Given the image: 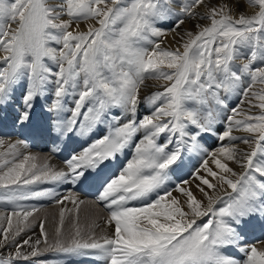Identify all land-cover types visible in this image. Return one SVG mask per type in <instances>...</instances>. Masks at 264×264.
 <instances>
[{"label": "snow or ice", "instance_id": "1", "mask_svg": "<svg viewBox=\"0 0 264 264\" xmlns=\"http://www.w3.org/2000/svg\"><path fill=\"white\" fill-rule=\"evenodd\" d=\"M244 4L252 14L241 12L236 18L232 8H239L240 0H0V106H7L16 87L26 82L23 108L14 123L28 125L37 98L50 93L53 99L45 110L56 113L52 131L59 136L108 126L106 134L66 159L67 171L47 163L38 168V157L31 154L17 161V144L0 153V202L16 206L0 216L7 221L0 228V249H14L0 254V264L41 254L40 239L17 240L37 211L19 202L55 198L57 193L28 186L66 181L95 189L94 203L107 210L104 224L111 232L99 238L88 232L85 237L74 225L65 244L60 239L62 208L53 244H48L43 221L39 224L45 250L92 252L104 264H264V248L244 242L245 228L258 224L264 229V0ZM186 19L196 23L184 33L187 40L181 36L183 51L162 48V38ZM168 20L171 28L158 26ZM202 20L208 24L202 26ZM81 23L86 30H78ZM147 79L166 83L162 91L142 99ZM69 95L74 106L65 108ZM231 96L240 99L230 108ZM244 103L259 114L242 111ZM142 104L151 108L140 115ZM64 111L71 115L61 118ZM223 113L227 127L217 133L214 125ZM234 131L249 135L238 138ZM213 134L219 141L239 139L248 148L239 159L231 144L208 153L219 171L205 159L206 175L199 170L191 174L207 205L183 186L187 179L173 189L184 197L182 202L165 186L187 155L206 151L201 141ZM17 143L27 147L24 141ZM125 149L130 155L120 162ZM221 157L243 171L235 172ZM225 185L237 195L215 209L204 186L215 190ZM66 199L76 205L78 217L84 201ZM209 214L213 218L197 223ZM91 227L101 225L93 221ZM25 246L31 251L23 252ZM228 248L243 257L228 255Z\"/></svg>", "mask_w": 264, "mask_h": 264}, {"label": "bare ground", "instance_id": "2", "mask_svg": "<svg viewBox=\"0 0 264 264\" xmlns=\"http://www.w3.org/2000/svg\"><path fill=\"white\" fill-rule=\"evenodd\" d=\"M229 4H233V0H230ZM241 9L243 10V13L246 15H251L253 12V10L251 8H247L246 5L244 3H242L241 1H240V7L239 8H236L233 5L232 12H237L234 14L239 15L241 13ZM177 11H178V9H177ZM197 11L202 12V11H204V9L199 8V9H197ZM194 23H196V21L190 20L188 25L185 23L184 25H181L179 28H177L175 31H168L167 35L171 36L172 38H176V39H181V36H183V38H184V34L180 30L187 29V27H190V25L192 26ZM203 23H204L203 20L200 21L201 25ZM164 25H166V26L169 25L171 28L172 27V21L171 20L164 21V22L160 23L159 26H164ZM166 26H164V27H166ZM167 28H169V27H167ZM169 32H171V33H169ZM179 35H180V38L178 37ZM165 39H167V38H165ZM174 45H177V44H174ZM0 55H2V54H0ZM24 86L25 85L20 84V86L16 87V89L13 93V98L7 106H0V139L4 140V146L7 145L8 143H10L11 141L13 142L14 141L13 138L3 136L4 130L7 127H12L16 130V132L11 133V137L16 136L17 141H24L27 144V147L25 148L23 146V144L15 143V144H17V148L15 150L17 161L19 159H22L23 155L31 154V155H35L38 157V159L36 161H34L37 164L38 168L41 167L44 163H47L55 170L67 171V165L64 162L57 160L55 158L56 157L55 154L59 153L58 155H60L64 151H65L64 153L66 154V156L80 154L82 152V150L88 148L91 145V143L96 139V137H98L99 135H102V134H106L107 125H105V124L98 125L96 127V129H94V131L88 135H87L86 130H85L82 134L78 133V132H72V133H68L66 136H63V137L59 136L56 132L52 131L56 113L48 112L45 110L46 103H50L51 100L53 99V97L49 93L43 99L37 98V100L35 101V106L32 109V119H31L30 123L28 125L21 127L20 125L15 124L14 121H15L16 116L19 114V111L23 108V105L21 103V98H22V94L24 92ZM51 87H52V85H49V88H51ZM153 88L154 87L152 85V82H150L149 80H146L144 85L141 88V92H140L141 98L142 99L145 98L144 95L147 94L149 91L153 90ZM228 100H230V101H228L229 107L230 108L233 107L235 105L234 97L233 98L229 97ZM69 106L70 105L68 102L67 108H69ZM148 110H149V106L147 104H142L140 106V109H139V114L140 113L144 114ZM70 115H71V113L68 111H64V112L60 113L61 118L68 117ZM35 125H36V130H30V127H34ZM241 132L242 131H234L232 134L234 136L240 138L241 136L239 137V134L241 135ZM92 134H95V136H93ZM247 136L248 135H246L245 137H247ZM238 141H239V139H237L236 141H229L226 139V140H224V144H223L225 146H229L230 144L235 145L236 151L238 154L237 159L240 158L239 153L248 148V145H245V144L240 143ZM211 143L215 146V144L217 142L213 139V140H211ZM33 145L35 146V148L32 149L31 146H33ZM7 146H9V145H7ZM7 146H5V147H7ZM219 148L220 147H212L213 150H218ZM41 151H44V153H42ZM130 151H131L130 149H125L124 156L118 157V160L120 162H123L124 159L130 155ZM193 154H198V153H192V154L187 155L185 157V163H184L183 168L179 172L174 173L171 177L170 182L165 186L168 190L172 191L173 197L180 199L182 202L184 200V197L179 192L174 191L173 190L174 187H170V186H171V184L175 183L176 181H178L180 183L181 180L187 179L188 176L191 177V174H194L197 170H199L201 172V165L199 164V159H195ZM7 158L11 159L10 156ZM205 159L208 160V167L209 168H211L213 171H219L216 168V166H215L210 155L205 157ZM221 160H222V162L227 163V161H224L222 157H221ZM29 163H33V161H29ZM229 165H232L231 168H233L235 172L240 173L239 171L242 168H240L238 164H236L235 162H231V163H229ZM27 166L28 165H26V167ZM201 175H206V172L204 171ZM234 178L235 177H233V179ZM209 179H211V178L209 177ZM197 183H198V181H196L194 179H192V181L190 182V184H194V185H196ZM213 183H216V181H213ZM57 184L58 183H40V182H38L35 185L28 186V187L34 188L36 190H51V191L57 193V196L55 198L43 197V198L32 199V200H27V201H20L19 202L20 205H22L26 208H33L34 206L37 207L42 202L54 203V202H56V199H63L64 200L63 204H58L57 208L58 209H62V208L65 209L66 213H70V212L73 213L76 205L72 204L71 200L66 199V197L74 196L77 198L78 201L83 200L86 196L84 195L85 194L84 192L81 193L79 191V187H84V186L79 184V183L74 185L68 181L62 182V184L60 186H58L59 184L58 185ZM183 186L187 187L186 185H183ZM62 187H64V188L62 189ZM86 187H90V186H86ZM190 187L192 188V190H193L192 192H194L195 196H197L199 199H205L204 205L206 206L207 200L203 196V194L197 190L196 186L191 185ZM219 188H217L216 190H213V191L211 189H208L210 192L212 191V193H209V194L212 195L213 198H216L220 192ZM223 188L225 189V187H223ZM67 189H70L71 193H68ZM208 190L206 189V191H208ZM160 191L163 192L164 189H161ZM222 193H224L223 189H222ZM154 196H155V194H153V197ZM32 201H36L37 203L33 204ZM93 201H95V198L93 199ZM90 203L91 202H87L85 204H80V206L83 208H86V206ZM100 208L103 210V208L101 206H100ZM7 209H8L7 207H2V208H0V211H7L8 212ZM43 209H47V211H49V209H50V211H51V208H48V207L43 208ZM13 210L14 209H12V211ZM99 210H100L99 208L94 207V212L96 213V215L100 216L102 213L106 215L105 212H102ZM36 214L37 213H35L34 216H36ZM0 216L5 217V214L0 212ZM209 218H211V214H209V216H204V217L198 218L197 223L199 224L202 222V220L209 219ZM4 220L5 219L0 220L1 225L3 224ZM47 225H48V228L47 227H44V228L45 229L47 228V231H45V232L47 233V238L49 239L48 242L50 244L51 243L53 244L55 242V240L57 239L56 232H55L57 225L54 228L50 224V222ZM254 226H255V228H254V231L252 232L253 236H251V234H248L247 231L244 230V236H245L244 242L248 243V244H255L258 248H264V244L259 243V241H261V239L264 238V229H262L258 224L254 225ZM93 229H91V232H94L95 236L97 238L104 236V235H108L111 232V229L108 228L107 226H105L104 222L101 223V227L93 228ZM26 234H28V233H26ZM51 235H53V236H51ZM68 235H69V228L63 227L62 236L60 237V239H63V238L65 239V237L67 238ZM41 236H42L41 233L38 232L37 230L35 231V233H33V238L35 240L40 239ZM25 247L27 248V251H28V249H31L29 246H25ZM9 248H10V246H8L4 249H0V254L7 256ZM27 251H26V253H27ZM224 251L228 255L233 256L238 260L243 257V254L240 253L239 251H237L235 248H228V249H225ZM51 252L50 251L42 252V250H41V254L38 255V257H32V258H30L31 260H27V261L19 260L16 262V264H20V263H25V264H53L50 262H47V263L43 262V260H45L49 257L55 256ZM66 253L67 252H65V253L62 252V254H59L60 260H64L63 261L64 264L65 263H68V264L69 263L70 264H104L103 259L100 258L98 255L93 254L92 252H83V253L74 252L75 258H72L73 260H71V262H69V260H67L65 257H63ZM55 264H58V263H55Z\"/></svg>", "mask_w": 264, "mask_h": 264}, {"label": "rangeland", "instance_id": "3", "mask_svg": "<svg viewBox=\"0 0 264 264\" xmlns=\"http://www.w3.org/2000/svg\"><path fill=\"white\" fill-rule=\"evenodd\" d=\"M230 0H224V2L226 3H229ZM242 3H244V0H240ZM215 2V0H214ZM203 9V8H202ZM241 12H243V10L241 9ZM234 13H237V12H232V14L238 18L239 15L237 14H234ZM190 22L189 19H186V24L188 25ZM208 24L207 21H204V23L202 24V26H206ZM160 25V23H158V26ZM167 25V24H166ZM164 25V26H166ZM164 26H161V27H164ZM73 27H76L75 25H73ZM170 26H166L164 27L165 29H169L167 28ZM192 26L190 25V27H187V29H183V30H180L183 34L186 32L185 30H188L189 28H191ZM87 29V24L86 23H81L80 26H79V29L78 30H86ZM194 31H197L194 29ZM171 33V32H169ZM168 34V32H167ZM180 38V35L178 36ZM167 38V39H165ZM187 36H184L183 40H187ZM163 39V43L161 45V47L163 48H166L167 50H175L177 47H180V50L183 51V48H182V43H183V40L181 39H176V38H172L171 36L169 35H166V37L162 38ZM174 44H177V45H174ZM165 71H167V69H165ZM149 80L150 82H152V85H153V90L149 91L147 94H145L144 96L147 97L149 94L151 93H154V92H157V91H162L163 90V86L165 85V81L163 80H155V79H147ZM24 83L26 82H21L22 85H25ZM156 83V84H155ZM256 91L259 90V86H256V88L254 89ZM70 97V98H69ZM235 99V105L238 103V100L240 99L239 97L237 96H231L230 98H233ZM229 99V98H228ZM67 100L69 102V108L73 107L74 105L71 103V101L73 100V96L72 95H69L67 97ZM230 101V100H228ZM67 104L65 105V107L67 108ZM149 106V109L151 108V105H148ZM241 109L242 111L244 112H250L251 114L255 115V114H259V109L258 108H252V109H249V106L247 103H244L243 105H241ZM227 113H223L220 115V117L218 118L217 120V123L214 125L217 133L219 132H222L226 127H227V124L224 122V116L226 115ZM140 115H143L140 113ZM237 118H242V117H237ZM98 126V125H97ZM95 126L93 128V131L94 129H96ZM92 131V132H93ZM107 132V131H106ZM243 133V134H242ZM93 136H95V134H92ZM246 135H249L248 133L242 131L241 132V135L239 134V137H245ZM101 135H99L98 137H96V139L100 138ZM9 138H13V142L11 141L10 143H8L7 145H10V144H15L17 143V137L16 136H7ZM95 139V140H96ZM215 140L217 143L215 144V146L211 143V140ZM240 142V140L238 141ZM204 149L206 150L205 152H200L198 154H193V156L195 157V159H199V164L201 165V172L200 174H202L204 172V169H203V161L205 159V157L209 156L208 153L210 152H215L217 150H213L212 147H221L223 144H224V141H219L218 138H217V135L213 134V135H209V136H205L203 138V140L201 141ZM241 143V142H240ZM218 144V145H217ZM5 145V146H7ZM3 146L1 149H0V153H6L7 150H8V146L5 147ZM225 146V145H224ZM42 153H44V151H41ZM232 161H227L228 163V166L229 167H232V165H229V163H231ZM234 170V169H233ZM243 169H241L239 172H242ZM188 176L187 179L189 180V184H187L186 188H190L191 191L192 188L190 187L191 185L195 186L194 184H190V182L192 181V177ZM233 178V177H232ZM235 179V178H234ZM193 183V182H192ZM59 184V185H58ZM57 185L60 186L62 183H58ZM177 184H179L178 181H176L175 183L171 184L170 187H175ZM205 187V186H204ZM225 187V189L223 188ZM223 187H217L220 189V192L219 194L217 195L216 198H213V207L215 209H220L224 206H226V204L229 202V197H232V196H236L237 194L236 193H233L232 190L230 188H227V186H223ZM64 187H62L63 189ZM206 188V187H205ZM216 188V189H217ZM207 189V188H206ZM215 189V190H216ZM222 189L224 191V193H222ZM208 190V189H207ZM209 191V190H208ZM213 191V190H212ZM212 191L209 193H212ZM67 192L68 193H71L70 192V189H67ZM194 193V192H193ZM197 197V196H196ZM84 198V197H83ZM198 200H205V199H199L197 197ZM84 203H87V202H91L90 204H88L86 206V208H83L79 205V216L77 217V214H76V207L74 208V211L73 213L70 212V213H66L65 212V223H64V227H68L69 228V235L67 236V238L65 237V239L63 238L62 240L65 242V244H68L70 243L71 241V237L72 235L74 234V225L75 226H78L81 228L82 230V233L85 235H87L88 232H91V229L95 228V227H91V225L93 224V221H95V223L101 225V223H103L105 221V218L107 217L108 213L105 214H101L100 216L99 215H96V213L94 212V207H97L99 208L100 210L99 211H102L104 212L99 205L95 204L93 200H88L86 198L83 199ZM33 204H35V201H32ZM3 205V206H2ZM207 205V204H206ZM37 206V205H36ZM58 204L56 202L54 203H51V202H48V203H45V202H42L40 203V205H38L37 207H33L35 209H37V211L34 212L33 216L32 217H29V220L27 222V226L25 227V231L21 233V235L19 237H17V240L22 242L23 240L25 239H28L29 237H31V240L32 242L35 241V239L33 238V233H35V231L37 230L38 232L41 233V229L39 228V224L41 221H43L44 223V227H47L48 228V223L50 222V224L54 227H57L59 226V213H60V210L61 209H58L57 208ZM2 207H7L8 209V212L7 211H0L2 213L5 214V217L12 211V209H15V205H12V204H7V203H4V202H0V208ZM51 208V211L49 209V211H47V209H43V208ZM36 214V216H34ZM51 213V214H50ZM95 214V215H94ZM34 218V219H33ZM213 218V217H211ZM216 218H219V217H216ZM71 219V220H70ZM210 219V218H209ZM100 220V221H99ZM208 219H205V220H202L201 223L199 224H202L204 222H206ZM49 221V222H48ZM77 222V223H76ZM68 223V224H67ZM71 224V225H70ZM4 225V226H3ZM13 225H14V228L16 226V218L13 217ZM7 226V221L6 219L4 220L3 224L1 225L0 224V228L2 227H6ZM38 227V228H37ZM33 228V229H32ZM47 228L45 229V231H47ZM254 228L255 226H251V227H247L245 228L244 230L247 231L248 234H251V236H253L252 232L254 231ZM94 230V229H93ZM33 232V233H32ZM28 233V234H26ZM46 233V232H45ZM47 234V233H46ZM53 236V235H51ZM45 239V237L42 235L40 240H41V244L38 246L40 250H42V252H45V251H52L51 253L54 254L55 256L53 257H49L45 260H43L44 263H47V262H50V263H58V264H64L63 261L64 260H60V257H59V254H62L63 251H59V250H55V249H48V250H45L46 249V245L45 243L43 242ZM260 240V239H259ZM261 240H264V238H262ZM47 241H49V239L47 238ZM48 244L50 245V243L48 242ZM52 244V243H51ZM23 252H26L27 251V248L24 247L22 249ZM31 249H28L27 252H30ZM13 252V247L10 246L9 250H8V254ZM65 253V252H63ZM7 254V255H8ZM38 257V256H37ZM63 257H65L67 260H69V262H71V260H73L72 258H75V253L74 252H67ZM41 261V260H40ZM20 264H25V263H20ZM65 264H68V263H65ZM70 264V263H69Z\"/></svg>", "mask_w": 264, "mask_h": 264}]
</instances>
